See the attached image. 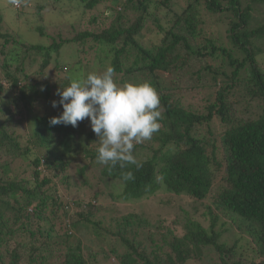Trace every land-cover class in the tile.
<instances>
[{
  "label": "trees",
  "instance_id": "1",
  "mask_svg": "<svg viewBox=\"0 0 264 264\" xmlns=\"http://www.w3.org/2000/svg\"><path fill=\"white\" fill-rule=\"evenodd\" d=\"M19 1L28 4L31 0ZM41 1L40 11L51 7L63 15L74 13L87 28L68 39L60 34L49 37L44 25L30 26L31 31L51 38L46 45L30 44L17 34L1 32L0 12V113L8 116L0 122V153L12 150L14 161L29 157V148L21 147L8 131L16 116L11 106L20 104L19 115L30 121L29 142L34 149L27 167L15 172L8 162L2 168L0 264H53L44 250L47 245L51 249L55 238L67 249L61 264H213L211 253L218 255L219 264H242L240 240L230 246L215 230L220 215L247 233L255 249L251 263L264 264V51L257 45L264 38V22L255 17L264 13V0H81V6L68 11L62 0ZM205 14L227 21L229 39L240 55L209 37ZM148 35L154 39L146 47L141 40ZM66 45L77 48L70 63L62 62ZM100 50L107 56L99 71L113 68L119 86L148 82L160 99V129L149 140L151 157L138 159L139 151L148 147L142 144H135L132 152L142 164L139 168L97 163L100 142L92 129L84 149L77 127L50 125V118L60 112L40 115L33 110L41 97L47 106L59 101L53 96V85L44 81L47 68L53 65L58 75L70 76L59 87L66 88L72 79L82 78L86 52L96 59ZM202 90L205 94L199 102L203 106L192 104L188 96ZM78 160L85 163L76 171L82 179L91 169L100 168L105 181L121 183L118 200L140 202L165 191L199 201L213 198L219 213L207 207L210 229L186 219L182 231L175 225L162 234L158 224L129 213L117 222L116 233H101L104 220L92 219L107 209V202L103 192L97 191L82 203L84 207L78 205L82 212L64 214L60 219L63 228L58 229L48 213L51 210L56 216L62 205L52 195L53 184L56 180L70 186L73 177L61 174ZM127 172H132V180L123 178ZM62 209L70 211L68 205ZM44 234L46 245L36 241ZM89 235L93 239L85 243L83 237ZM104 242H108L107 251L99 248Z\"/></svg>",
  "mask_w": 264,
  "mask_h": 264
},
{
  "label": "rangeland",
  "instance_id": "2",
  "mask_svg": "<svg viewBox=\"0 0 264 264\" xmlns=\"http://www.w3.org/2000/svg\"><path fill=\"white\" fill-rule=\"evenodd\" d=\"M42 3L41 0H31L28 4H25L21 1L17 5L11 3V0H0V12L3 15L4 22L2 23V30L3 34L9 33L10 35H19L22 41H26L30 44H38V45H46L51 43V38L56 37V35L64 36L65 38L72 39L74 36L78 34L81 30H86L87 26L80 25L76 20L75 16L72 14L63 15L60 13L59 10H52L51 7L47 8L45 11H40L38 9V5ZM53 5V3H51ZM61 5L68 11L71 8L81 6V0H62ZM264 11V5H262ZM102 10H109L105 6H101ZM105 10V11H106ZM206 16V29L209 37L218 41L219 45L224 46L227 49H230L236 56L240 55L239 50L232 45V42L229 39V32H228V23L227 21L220 22L219 16L213 17L217 18L218 23H216V19H213L211 16L205 14ZM225 17V16H223ZM255 17L258 18L257 20L260 22H264V13L259 14L256 13ZM89 21V17H87L86 23ZM44 25L47 29L46 34L51 37L50 39H46L42 37L37 32L31 31L32 27H37ZM31 26V27H30ZM29 27L31 29H29ZM153 35H148L147 37H143L141 42L146 47L151 46V39ZM1 43V41H0ZM257 45L261 47L264 51V38L258 39ZM73 50L77 53L76 46L66 45L62 50V62L70 63L72 62L73 58ZM107 53L103 50H100L97 53L96 59L94 58V54L90 52H86L84 60V66L86 67L80 77H86L88 73H96L102 74L103 70L99 71V68L102 67V61H105ZM260 59V58H259ZM76 61H81L80 58L76 59ZM260 61V60H259ZM261 61L264 63V59L261 58ZM88 65H96V67H89ZM108 65V64H107ZM77 67L76 65H72ZM78 68V67H77ZM197 70V69H193ZM86 71V72H85ZM230 71V69H229ZM228 71V72H229ZM1 75V74H0ZM190 80L195 83L196 78L190 74ZM70 76L67 74L58 75L54 69V66L51 65L46 70V75L44 81L49 82L53 85V96H55L56 100H59L60 97L56 94L59 87L62 84H67L69 82ZM223 80L224 77L221 76L219 78ZM189 81L188 83L191 84L192 82ZM119 86V85H118ZM123 86V85H121ZM43 89V87H41ZM205 90H202L198 93L197 91L193 93V96H188L190 102L194 105L201 104L202 95H204ZM191 92H187L190 95ZM40 98L41 103L36 105L33 109L35 112L37 111L40 115H52L54 112L62 113L63 108L58 104L56 108L52 106H47L44 103V100ZM22 104L20 106L12 105L11 110L16 113L14 117V122L8 124V131L12 134L14 139L21 144V147L29 148V157L28 159L18 158L17 160H13L15 157L13 156L12 150L9 153H0V175L2 173L3 165L6 163H11L12 169L16 172L17 168L27 167L29 163H31V157L34 155V149L32 144L29 142V138L32 135L31 127L28 126L29 119L26 118V115H19L22 111ZM24 109V107H23ZM8 119L7 115L0 113V122H6ZM216 134L219 133V129L217 125L214 127ZM77 130L79 132L78 138H81L83 147L87 144V134L88 131L91 130L90 120L87 122L80 121L78 122ZM15 133V134H14ZM145 146L144 150L139 151L137 154L138 159L146 160L151 157L152 151L150 150L151 143L149 140L144 141L143 143H139ZM153 147H158V144L153 145ZM27 150V149H24ZM85 163L81 162V160L72 162L70 169L67 172H63L61 175H71L73 177L72 183L68 186L66 183H61L60 181H54L53 186H55L54 190L52 188V195L58 197L59 203H62L59 210H56L55 214L51 213V210L48 211L50 215V220L56 223L57 228H63V224L60 222V219L63 218L64 214L70 212V215L74 214L76 211L80 212L82 209L78 208V205H84L82 203H87L91 200L92 196L97 191H102L104 194V198L106 200V208L102 213L93 217V221L104 220L101 224V233L112 232L113 234L118 231L117 222H120L123 219L124 215L129 213H135L143 218L147 219L154 225H159L158 231L162 234L166 230V228H172L175 225L178 226L181 231L183 228L186 219H193L205 227L210 229L211 225V217L207 214V207H212V209L219 213L218 210L215 209L214 199L207 198L206 200L199 201L193 199L187 195H175L172 193H168L165 191L158 192L155 196H152L150 199H146L140 202H124L123 200L119 199L118 196L122 193L123 185L121 183L105 181L104 178L101 177L100 168L91 169L88 173L87 177L82 179V177L77 175V168L79 166H83ZM13 174H10L9 177H12ZM84 182H88L89 185L85 186ZM219 183H217L216 188L219 189ZM68 205L70 211H64L62 208ZM82 212V211H81ZM221 234L222 241L228 245H234L237 240L239 242V253L242 256H239L241 259L244 260L242 264H252L250 258L253 257L252 254L254 249V244L251 242L250 238L248 237L246 232H242L238 229L233 222L225 218L224 216L220 215V220L217 223L215 228ZM182 233V232H181ZM77 237L79 234L76 235ZM108 239H111L112 236L106 235ZM92 238L83 237L85 243H88ZM93 239V238H92ZM47 242V237L45 234L43 238L40 240H36L39 242ZM45 242V245H46ZM56 242H62L59 238H55V240L51 241V249L47 250L49 246H45V256L49 258L50 263L53 264H61L63 261V254L67 251L63 245H59ZM42 245V243H41ZM41 247V246H40ZM108 242H104L101 247L103 250H108ZM209 257L212 258L213 264H219L220 259L216 253H211ZM256 262L260 263L261 259L256 258ZM247 261V262H246ZM208 260L205 261L207 263ZM9 264V261H7ZM21 264H25L22 262ZM198 264H202L198 262Z\"/></svg>",
  "mask_w": 264,
  "mask_h": 264
},
{
  "label": "clouds",
  "instance_id": "3",
  "mask_svg": "<svg viewBox=\"0 0 264 264\" xmlns=\"http://www.w3.org/2000/svg\"><path fill=\"white\" fill-rule=\"evenodd\" d=\"M11 3L17 5L19 0ZM56 94L60 99L52 101V107L59 104L63 111L50 118V125L77 127L78 122L88 118L100 142L97 163L111 167L119 163L121 168L126 164L142 166L132 155L134 146L150 140L160 129V99L150 83L118 86L114 69L108 67L102 74L93 72L72 79L69 86L58 89ZM123 178L134 177L127 172Z\"/></svg>",
  "mask_w": 264,
  "mask_h": 264
}]
</instances>
